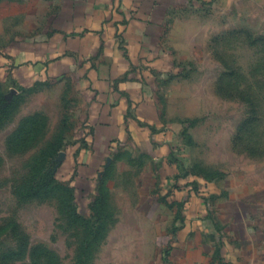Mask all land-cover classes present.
I'll list each match as a JSON object with an SVG mask.
<instances>
[{
  "label": "crops",
  "instance_id": "1",
  "mask_svg": "<svg viewBox=\"0 0 264 264\" xmlns=\"http://www.w3.org/2000/svg\"><path fill=\"white\" fill-rule=\"evenodd\" d=\"M260 49L264 0H0L2 106L20 122L58 109V168L89 198L77 213L102 200L92 250L106 257L90 264H264V163L195 156L198 114L176 96L197 85L240 103L215 91L253 81ZM248 153L264 160V147Z\"/></svg>",
  "mask_w": 264,
  "mask_h": 264
},
{
  "label": "rangeland",
  "instance_id": "2",
  "mask_svg": "<svg viewBox=\"0 0 264 264\" xmlns=\"http://www.w3.org/2000/svg\"><path fill=\"white\" fill-rule=\"evenodd\" d=\"M263 50L259 51V72L253 75V81L250 74H244L241 90L227 83L229 89L215 91L226 100L238 99L240 103L221 101L213 89L181 85L176 94L178 108L184 115L198 114V121H190L189 126L194 127L188 129L195 137L196 145L190 150L195 156L210 164L228 166L264 163L246 157L252 147H264ZM249 55L245 50L244 67L250 61ZM195 97L202 98L207 105H191ZM18 108L11 105L0 113V264H90L92 256L97 260L104 251H93L96 243L86 238L80 222H73L72 210L86 213L85 205L89 202L74 181L77 171L66 173L56 167L67 156L65 151L58 153L64 133L59 127L64 126V121H59L60 113L52 106L50 122H20ZM0 109L3 110L2 106ZM235 116L243 120L236 136L231 137ZM181 140L183 145H190L187 136ZM233 145L242 150L245 147L246 152L236 155L231 149ZM44 166L47 168L43 169ZM55 167V178L63 186L57 182L45 192L38 191L35 183ZM105 257L103 254L100 258Z\"/></svg>",
  "mask_w": 264,
  "mask_h": 264
},
{
  "label": "trees",
  "instance_id": "3",
  "mask_svg": "<svg viewBox=\"0 0 264 264\" xmlns=\"http://www.w3.org/2000/svg\"><path fill=\"white\" fill-rule=\"evenodd\" d=\"M2 106V100H0V107ZM9 106H2V109H0V113H2L5 109H7ZM51 167V166H50ZM58 169V166H56ZM56 167L55 168H49L48 173L43 175L42 178L39 180L38 183H35L37 186L36 189H39L38 191H47L51 189L53 186H56V183L58 180L55 178L56 174ZM47 167H43V169H46ZM57 184H60L63 186L60 182ZM34 189V191L36 190ZM36 191V192H38ZM73 191L75 193V190L73 188ZM36 192L31 193L32 195L36 194ZM70 192L72 194V188H70ZM89 210H90V216L89 218L85 219L81 217L78 213H76V210H72V216L74 218L73 222H80L81 225L84 227L86 232V238L90 239V242H95L96 239H100L102 236V221L105 220L102 216L99 214L102 211V200L100 196L97 194L93 198V200L89 204Z\"/></svg>",
  "mask_w": 264,
  "mask_h": 264
}]
</instances>
